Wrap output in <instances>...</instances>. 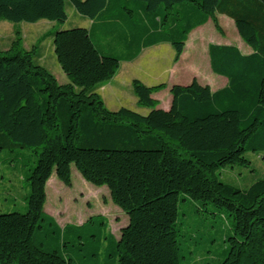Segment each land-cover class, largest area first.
I'll return each mask as SVG.
<instances>
[{"label": "trees", "instance_id": "obj_1", "mask_svg": "<svg viewBox=\"0 0 264 264\" xmlns=\"http://www.w3.org/2000/svg\"><path fill=\"white\" fill-rule=\"evenodd\" d=\"M69 1L90 25L52 34L67 82L33 60L36 48L26 49L20 34L0 49V153L32 149L35 157L27 211L0 212V264H78L74 255L90 262L103 243L113 249L106 264L109 257L112 264L186 263L178 210L187 198L229 218L232 233L217 264H264V177L246 188L218 177L221 168L248 166V152H264V0ZM219 14L251 47L208 44L210 69L226 78L224 86L196 78L172 84L169 107L159 108L153 93L166 84L133 79L137 105L149 111L105 106L95 89L121 61L160 43L171 45L177 61L189 34L207 21L223 32ZM41 19L64 22L65 0H0V22ZM71 165L105 185L128 216L118 239L104 215L61 226L45 211L47 181L55 173L71 186Z\"/></svg>", "mask_w": 264, "mask_h": 264}, {"label": "rangeland", "instance_id": "obj_2", "mask_svg": "<svg viewBox=\"0 0 264 264\" xmlns=\"http://www.w3.org/2000/svg\"><path fill=\"white\" fill-rule=\"evenodd\" d=\"M67 19L62 22L41 19L35 23L0 22V49L6 50L17 34H20L23 46L26 49L36 48L34 61L45 66L60 83H64L65 75L60 69L52 43V34L55 30L69 29L76 26L88 25V19L79 14L69 0H65ZM223 32L220 33L211 20L203 26L196 28L189 35L184 50L177 61L174 60V51L164 50L168 44H159L143 49L139 54V61L143 71L142 78L148 83L165 81L166 87L155 92L154 98L159 100L157 107L164 108L169 103L170 92L168 83L180 80L179 84H186L196 78L202 84L212 85L214 78L224 77L216 75L210 69L207 46L210 43H229L237 46L241 52H251V47L239 36L233 21L225 15H217ZM102 42H109L104 37ZM120 48L115 52L118 53ZM177 63V64H174ZM174 64L173 69L170 67ZM118 68V76H128L135 73ZM175 72H172V71ZM121 73V74H120ZM163 79V80H162ZM168 82V83H167ZM160 83V82H159ZM106 84V83H102ZM129 95L135 97L132 86L129 89L122 86ZM128 95V94H127ZM131 108L137 106L136 111L145 114L150 108L128 104ZM111 109V108H110ZM112 110V109H111ZM246 157L250 160L248 166H233L221 168L218 177L221 181L229 182L240 188L248 187L259 177H264V152H248ZM34 153L32 149H16L13 152L0 153V212H26L27 199L30 193L27 176L34 166ZM71 186L63 184L53 173L46 184L47 199L45 211L51 214L63 226L65 223H79L92 214H101L108 219L109 230L118 239L120 231L128 223V216L115 205L109 195L108 188L96 186L86 181L74 165H71ZM208 210V211H207ZM179 243L181 252L188 256L189 264H217L225 255L228 247L226 237L232 233L229 218L221 212L211 214V209L199 207L198 203L190 198L180 202L179 206ZM103 243L101 251L94 256L92 264H106L105 255L113 252L112 248L105 249ZM78 264H91L74 255ZM83 259V260H81ZM114 257H109L110 264ZM183 262V264H187Z\"/></svg>", "mask_w": 264, "mask_h": 264}, {"label": "crops", "instance_id": "obj_3", "mask_svg": "<svg viewBox=\"0 0 264 264\" xmlns=\"http://www.w3.org/2000/svg\"><path fill=\"white\" fill-rule=\"evenodd\" d=\"M89 25H90V21H88V25H86V27H88ZM160 44H168V43H160ZM223 44H227V43H223ZM157 45H159V44H157ZM168 45H169V47H163V49L164 50L169 49L171 51H174L173 48L171 47V45L170 44H168ZM153 46H155V45H153ZM138 57H139V55L135 59H133V60H130V61H121L120 62V65H119V68L121 66V68H123V70L126 69V71H128V70L131 71L132 68L135 67V69L133 70V71H135V73H131V74H129L126 77V76H122V75L118 76V73L116 72L115 75L113 76V78H111L109 81L105 82L106 84H101V85H98L96 87L95 91L101 96V98H102V100H103V102H104V104H105V106L107 108H109V109L111 108L112 110H116V109H119L121 107H127V108H130V109L137 107V106H134V107L131 108L128 105V104H131V103H133L134 105L135 104L137 105V100H136L135 97L130 96L129 95L130 92H126L124 90V88L122 87L123 85H126L130 89L131 88V82H132L133 79H139L143 83H145L146 85H149V86L158 84L159 82L160 83H162V82L165 83V81H159L157 83H148V82H146L142 78V76L140 75V71H143L144 68H141L140 62H138L139 61L138 60L139 59ZM174 64H177V63H174ZM174 64L172 65V67H170V70L173 69ZM172 72H175V71L173 70ZM64 79H65L64 80V83L68 81L66 75H65V78ZM176 82H180V80H176L175 79V80L170 81L169 83L167 82L168 83V85H167L168 86V90H169V88H170V86L172 84H177ZM226 82H227V80H226L225 77H224V79H222V78H214L213 84L210 85V87L212 89H217V88H220V87L224 86L226 84ZM153 96H154V93H153ZM170 102H171V96L169 97V103L164 108L169 107Z\"/></svg>", "mask_w": 264, "mask_h": 264}]
</instances>
